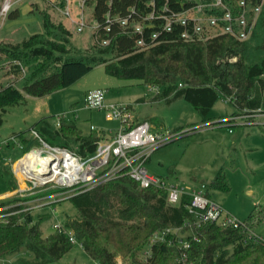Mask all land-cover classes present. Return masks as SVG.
<instances>
[{
    "label": "trees",
    "instance_id": "obj_1",
    "mask_svg": "<svg viewBox=\"0 0 264 264\" xmlns=\"http://www.w3.org/2000/svg\"><path fill=\"white\" fill-rule=\"evenodd\" d=\"M196 1L208 0H85L87 19H95L98 25L84 50L76 49L68 28L52 20L47 8L31 2L41 20L42 32L16 43L0 42V63L9 67L4 71L7 79L11 74L13 81L22 77L19 87L0 83V111L24 103L25 95L39 97L67 87L99 64L108 75L159 87L151 100L170 103L183 99L202 117L219 96L229 97L236 112L264 106V4L245 40L218 34L205 40L183 41L179 29L174 28L161 33L153 46L139 48L138 33L118 22L123 17L131 23L151 22L154 28L146 27L147 33L161 26L158 18L145 19L150 12L154 16L161 14L164 5L168 10L180 11ZM224 1L234 5L237 0ZM249 2L254 5L257 0ZM64 4L65 0L56 1L59 8ZM18 17V7L13 6L6 19ZM104 38H109L106 45L100 43ZM32 129L47 142L83 156L93 151L99 137L95 131L83 135L72 119L62 118L55 127L44 116L13 134L25 144L23 151L29 148L27 136ZM3 175L8 187L13 188V178H8L5 171ZM209 186L229 190L222 170ZM165 197L164 190L139 187L124 176L71 196L68 201L75 214L65 215L62 222L96 264H115L118 256L126 264H175L178 251L165 243L154 246L151 259L139 257L153 231L178 226L188 216L186 197L178 206L168 205ZM259 214L254 208L246 220ZM49 216L19 213L9 223L0 222V257L15 256L19 264H48L60 259L73 243L57 232L42 235L40 223ZM197 233L199 240L192 242L188 250L193 264H264V242L244 244L236 229L206 223ZM25 253L31 257H25Z\"/></svg>",
    "mask_w": 264,
    "mask_h": 264
},
{
    "label": "built area",
    "instance_id": "obj_2",
    "mask_svg": "<svg viewBox=\"0 0 264 264\" xmlns=\"http://www.w3.org/2000/svg\"><path fill=\"white\" fill-rule=\"evenodd\" d=\"M15 1L0 0V24ZM68 3L69 1L65 0L61 8L56 2L52 3V6L74 23L76 32H81L86 27L94 32L98 24L95 19L90 21L85 16V0L78 2L79 9L74 18ZM263 4L264 0H257L254 5H251L249 0H237L234 5L227 4L224 0L196 1L180 11L168 10L164 5L161 7V14L154 16L152 11L145 16V19L158 18L161 23L160 28L147 33L145 28L153 27L151 22L131 23L127 17L119 18L118 22L130 28L132 32L138 33L136 46L139 48L153 46L158 42L157 38L161 33L171 32L174 28L179 29L178 35L183 41L205 40L218 34H228L237 40H245L249 37ZM104 30L109 31L108 23ZM108 42L109 38L100 41L102 45ZM20 70L23 71L21 66ZM225 100L230 101L229 97H225ZM83 107L101 111L106 120L118 121V127L108 130L106 135L95 125L90 124L89 129L91 131L97 129L99 137L93 151L87 155H80L65 146L51 144L33 129L28 133L29 148L25 151H23L25 144L18 136L11 135L4 139L5 146L18 148L20 154L14 160L11 158L6 160L5 165L9 167L15 186L0 195V222L9 223L11 217L19 213H28L32 216L54 213L55 204L103 183L127 176L139 187L164 190L166 202L170 206H178L181 199L186 197L184 207L188 216L178 226L153 231L139 255L141 260L151 259L154 246L165 243L178 251L175 264H193L188 250L192 242L199 240L197 230L206 223L238 230L244 244L264 242V238L256 232L249 220L239 219L227 211L208 195L204 184L199 186L179 184L168 175L150 173L146 167L154 149L205 125L227 126L229 132L231 127L235 126H264V106L177 131L154 130L148 120L135 118L129 104L106 101L103 88L87 90L83 98ZM65 117L64 113L58 114L54 126H59L60 120ZM20 220L21 218L18 219ZM53 226L54 232L64 234L72 243L76 242L73 232L66 228L62 221L57 220ZM12 261L14 260L8 257H0V264H13ZM115 264L126 262L118 256L115 258Z\"/></svg>",
    "mask_w": 264,
    "mask_h": 264
},
{
    "label": "rangeland",
    "instance_id": "obj_3",
    "mask_svg": "<svg viewBox=\"0 0 264 264\" xmlns=\"http://www.w3.org/2000/svg\"><path fill=\"white\" fill-rule=\"evenodd\" d=\"M57 0H16L13 6L18 9L30 8L20 12L17 20H7L0 24V42L16 43L34 33L42 32L41 20L33 11L31 2L39 8H47L50 18L62 22L71 33V39L78 50H84L91 43V31L86 27L76 32L74 23L64 17L59 9L52 6ZM71 0L68 4L74 18L78 12V2ZM12 6V7H13ZM23 8V9H24ZM85 16L87 11L84 9ZM92 19L90 18V21ZM2 66V67H1ZM9 70L5 63H0V83L20 86L22 77L13 81L4 71ZM24 73V70L21 71ZM12 75V74H11ZM13 81V82H12ZM148 88L137 79H123L108 75L102 64L94 66L87 73L78 78L71 85L56 90L44 96H26L25 102L9 106L0 111V194L8 189L5 174L11 179V172L6 166L7 157L14 160L19 154L18 148L10 149L3 144L5 138L15 132L29 128L41 117L54 123L58 114L64 113L66 118L74 120L83 135L91 132L89 124L98 128H116L118 121L106 120L100 111L83 107L84 94L89 89L103 88L109 91L108 98L118 97L119 101L130 103L139 118L155 116L167 123L172 131L191 128L194 125L212 123L229 114H236V109L225 97L219 96L209 110L207 117L197 113L192 106L183 99H176L170 103L163 100L152 101L153 94L160 91L157 86ZM264 97V94H263ZM143 98L144 101L137 99ZM71 109H74L72 113ZM173 125L181 127L173 128ZM227 126L218 124L205 125L190 134H185L154 149L147 162V169L156 175H165L173 169L170 179L184 185L199 186L207 184L215 174L222 170L229 185L227 192L212 190V197L223 207L239 219L247 217L254 208L259 211L258 217H250L249 221L255 230L264 238V126H235L231 132ZM95 132L97 129L94 130ZM29 132V131H27ZM54 213L40 223L42 235L54 232L53 224L63 221L65 215L73 216L75 209L67 200L54 205ZM25 257H31L25 253ZM8 259L16 262L15 256ZM48 264H96L82 249L79 242L58 260Z\"/></svg>",
    "mask_w": 264,
    "mask_h": 264
},
{
    "label": "crops",
    "instance_id": "obj_4",
    "mask_svg": "<svg viewBox=\"0 0 264 264\" xmlns=\"http://www.w3.org/2000/svg\"><path fill=\"white\" fill-rule=\"evenodd\" d=\"M34 1H36V0H34ZM69 2L71 1V0H68ZM24 8V7H23ZM21 8V10L22 11H20V9H18V11H19V16H20V12L23 14L24 12H26V11H29V7L28 8ZM19 18V17H18ZM17 18V19H18ZM17 19H15V20H17ZM148 88H150L149 86H147ZM108 93H109V91L107 90V89H105V100L106 101H108V102H118V103H124V102H121V101H119V99H118V97H115V96H111V97H109L108 98ZM154 95V94H153ZM152 95V96H153ZM26 96H28V95H25V98H26ZM152 98V97H151ZM151 98H150V100H151ZM137 100H140V101H144V99L143 98H140V99H137ZM153 101V100H152ZM126 104H129L130 106H131V104L130 103H126ZM132 109H133V107H132ZM235 109V108H234ZM72 111L74 110V109H71ZM70 110V112L72 113V111ZM96 111H99V110H96ZM101 112V111H100ZM209 113V112H208ZM208 115V114H207ZM207 115L205 116V117H207ZM205 117H202V120H204V118ZM135 118L136 119H138V120H142V119H146V120H148L149 122H150V124L152 125V127H153V129L154 130H156V131H163V130H170L169 128H168V124L167 123H165L164 121H160L159 119H157L155 116H147V117H143V118H139V114L137 113V114H135ZM90 124H92V123H90ZM90 124H89V126H90ZM93 125V124H92ZM118 127V126H117ZM116 127V128H117ZM175 127H181V125H177V126H175V125H173V128L175 129ZM98 128V127H97ZM99 130H102L104 133H105V135L106 134H108V130H114L115 128H108V129H104V128H98ZM10 149H13V148H16V147H9ZM8 158H10V156H8L7 157V159ZM150 159V158H149ZM169 172V171H168ZM173 172H174V170H173ZM165 175H168V177H171L172 175L170 174V173H167V174H165ZM201 184H204L203 182L201 183ZM205 186H206V189H207V193H208V195L212 198V199H214L213 197H212V190H216V189H213V188H211L210 186H209V183H208V185L207 184H204ZM15 186V185H14ZM14 188V187H13ZM13 188H9L8 187V189L5 191V192H7V191H9V190H11V189H13ZM5 192H3V193H5ZM3 193H1V194H3ZM0 194V195H1ZM215 201H217L218 203H220L218 200H216V199H214ZM221 204V203H220ZM222 205V204H221ZM223 206V205H222ZM243 219H246V217L245 218H243ZM257 232V231H256ZM258 233V232H257Z\"/></svg>",
    "mask_w": 264,
    "mask_h": 264
},
{
    "label": "bare ground",
    "instance_id": "obj_5",
    "mask_svg": "<svg viewBox=\"0 0 264 264\" xmlns=\"http://www.w3.org/2000/svg\"><path fill=\"white\" fill-rule=\"evenodd\" d=\"M28 157V156H27ZM31 157V156H30ZM29 158V157H28Z\"/></svg>",
    "mask_w": 264,
    "mask_h": 264
}]
</instances>
